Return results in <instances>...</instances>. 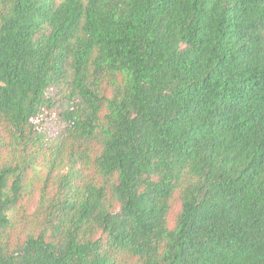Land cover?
Here are the masks:
<instances>
[{
  "label": "trees",
  "instance_id": "trees-1",
  "mask_svg": "<svg viewBox=\"0 0 264 264\" xmlns=\"http://www.w3.org/2000/svg\"><path fill=\"white\" fill-rule=\"evenodd\" d=\"M0 264H264V0H0Z\"/></svg>",
  "mask_w": 264,
  "mask_h": 264
}]
</instances>
